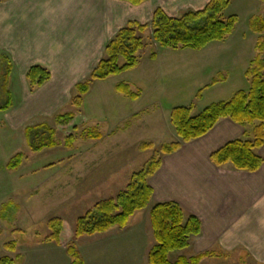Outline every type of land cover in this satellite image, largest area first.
<instances>
[{
    "label": "rangeland",
    "instance_id": "obj_1",
    "mask_svg": "<svg viewBox=\"0 0 264 264\" xmlns=\"http://www.w3.org/2000/svg\"><path fill=\"white\" fill-rule=\"evenodd\" d=\"M207 2L163 3L178 16L187 10L201 9ZM231 14L238 16L232 33L200 50L160 47L152 40L151 29H147L142 34L144 48L137 53L138 64L92 82L80 108L70 104L74 88L71 94L51 100L56 105L49 101L51 105L40 103L37 107L34 92L40 87L30 91L25 76L14 69L9 80L13 106L0 111V208L12 201L1 212L0 258L14 259L11 264H69L65 246L71 237L62 238L60 245L42 242L49 234L48 219L59 217L68 230H73L77 217L95 202L124 189L131 173L141 169L151 155V150L139 149L140 143L159 147L176 140L169 119L170 108L189 105L197 91L218 74L225 76V82L202 90L201 99L195 101V113L210 103L228 100L237 90L248 88L243 74L255 55L256 40V34L249 30L248 19L252 15L264 16V2L231 0L224 15ZM151 51L160 58L151 59ZM120 82L132 90H140L139 97L131 100L118 93L115 85ZM66 112L75 115L72 122L67 126L57 125L54 117ZM39 122L57 129L59 143L31 153L23 129ZM88 132L98 136H90ZM69 135L73 136L71 148L64 144ZM19 152L24 154L21 166L7 170V162ZM153 204L151 201L136 211L123 228L114 226L107 233L81 236L76 247L82 252L84 264H146L148 250L154 243L149 220ZM260 233L255 230L246 236L253 240ZM208 236L200 233L190 237L188 247L169 254L170 259L214 249L230 252L229 258H208L200 264L263 263L246 250L247 246L240 244L227 251L218 240L205 242L210 239ZM10 242L15 243L13 250L7 247Z\"/></svg>",
    "mask_w": 264,
    "mask_h": 264
},
{
    "label": "trees",
    "instance_id": "obj_2",
    "mask_svg": "<svg viewBox=\"0 0 264 264\" xmlns=\"http://www.w3.org/2000/svg\"><path fill=\"white\" fill-rule=\"evenodd\" d=\"M132 5H140L145 0H123ZM264 1V0H260ZM231 0H208L201 9L187 10L178 16L168 15L157 7L146 23L128 21L107 42L103 56L98 60L88 77L74 85L75 93L70 104L80 108L83 99L92 82L104 80L110 75L120 74L134 68L138 64V51L144 48L142 34L151 29L152 40L158 46L174 50H200L213 41L224 40L235 28L238 16L224 15ZM249 30L256 34L255 55L244 71L248 82L247 89L233 93L228 100L210 103L195 113V101L201 99L202 90L217 83L224 82L225 76L218 74L211 82L198 90L193 101L187 106L170 108L169 119L177 139L155 147L152 143L142 142L141 150H151V155L141 169L131 173L124 189L115 196L95 202L92 207L77 217L73 230L66 228V223L59 217L47 220L49 234L43 243L60 245L62 238L67 241L65 253L69 264H84V259L76 247L81 236L105 233L114 226L123 228L130 217L145 208L151 202L153 189L150 178L160 169L162 157L177 152L185 143L207 134L221 119H230L246 128L241 138L228 141L214 150L209 159L216 167L230 164L236 171L255 172L263 159L258 150L264 144V16L252 15L248 19ZM155 51L149 57L155 59ZM12 63L5 55L0 54V111H6L13 106V95L9 90V80ZM50 78V72L42 65L34 64L25 73V79L30 91L41 87ZM115 90L131 100L141 94L140 90H132L124 82L117 83ZM72 112L57 114L54 119L57 125L67 126L74 119ZM57 129L46 122L25 126L24 138L31 153L57 146ZM90 136L97 134L87 133ZM73 136L64 140L66 147L71 148ZM24 159V154L16 153L5 165L7 170L18 169ZM12 201L3 204L1 212ZM149 220L154 243L147 253L146 264H200L208 258H229L230 252L207 249L190 257L182 255L171 260L169 254L188 247L190 237L201 233L202 224L194 214H188L175 201L154 203L149 211ZM65 236V237H63ZM14 242L7 243L10 250ZM14 259L0 258V264H11ZM245 264V263H244Z\"/></svg>",
    "mask_w": 264,
    "mask_h": 264
},
{
    "label": "crops",
    "instance_id": "obj_3",
    "mask_svg": "<svg viewBox=\"0 0 264 264\" xmlns=\"http://www.w3.org/2000/svg\"><path fill=\"white\" fill-rule=\"evenodd\" d=\"M164 1L132 5L123 0H0V54L12 63L11 77L14 69L25 76L34 64L47 68L50 78L34 95L37 107L51 105L88 77L107 42L128 21L146 23L157 7L177 16ZM158 57L157 53L155 60ZM245 130L221 119L204 136L163 156L149 181L151 201L179 203L199 217L201 234L210 238L205 242L218 240L227 251L242 244L264 264V144L258 150L263 163L255 172L236 171L230 164L216 167L209 159L214 150L241 138ZM255 230L261 233L248 239L246 235Z\"/></svg>",
    "mask_w": 264,
    "mask_h": 264
}]
</instances>
